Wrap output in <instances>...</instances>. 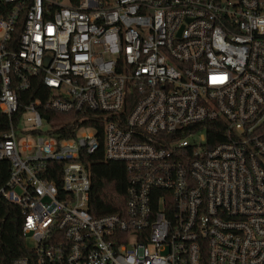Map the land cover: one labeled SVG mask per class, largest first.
Instances as JSON below:
<instances>
[{
    "label": "built area",
    "instance_id": "obj_1",
    "mask_svg": "<svg viewBox=\"0 0 264 264\" xmlns=\"http://www.w3.org/2000/svg\"><path fill=\"white\" fill-rule=\"evenodd\" d=\"M0 114L11 264H264V0H0ZM98 152L121 212L88 211Z\"/></svg>",
    "mask_w": 264,
    "mask_h": 264
},
{
    "label": "trees",
    "instance_id": "obj_2",
    "mask_svg": "<svg viewBox=\"0 0 264 264\" xmlns=\"http://www.w3.org/2000/svg\"><path fill=\"white\" fill-rule=\"evenodd\" d=\"M31 87L26 92L18 93L22 102L33 99L35 89L44 90L38 79L30 81ZM7 129V119L0 114V133ZM217 130L208 128L207 139L210 144ZM63 138V136H60ZM65 138V136H64ZM90 177V195L88 211L93 216L112 214L123 211L125 190L128 177L125 165L120 162L104 163L101 152L88 156L85 160ZM54 166H57L54 164ZM11 173L8 161L0 160V188L5 185ZM22 215L20 209L9 204L0 196V264H11L13 260L27 257L31 251L26 247L22 236Z\"/></svg>",
    "mask_w": 264,
    "mask_h": 264
},
{
    "label": "rangeland",
    "instance_id": "obj_3",
    "mask_svg": "<svg viewBox=\"0 0 264 264\" xmlns=\"http://www.w3.org/2000/svg\"><path fill=\"white\" fill-rule=\"evenodd\" d=\"M24 138H21V140H23ZM20 140V141H21ZM34 139H31V141H33ZM26 244L28 245V246H31L32 245V243L29 241V240H26Z\"/></svg>",
    "mask_w": 264,
    "mask_h": 264
}]
</instances>
